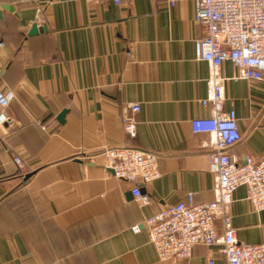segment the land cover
Returning <instances> with one entry per match:
<instances>
[{
	"label": "crops",
	"instance_id": "0c3cea01",
	"mask_svg": "<svg viewBox=\"0 0 264 264\" xmlns=\"http://www.w3.org/2000/svg\"><path fill=\"white\" fill-rule=\"evenodd\" d=\"M195 1L0 0V89L16 94L0 138V264H169L132 227L189 193L196 203L214 200L209 137L191 127L210 117L200 103L209 65L195 59ZM35 24L45 31L31 35ZM223 70L234 74L230 63ZM223 88L242 134L231 156L264 158V81ZM129 103L141 105L133 138L122 126ZM112 147L159 156L161 177L142 186L148 205L104 168L102 152ZM246 196L238 188L230 221L240 243H264V212ZM215 225L221 236L222 221ZM221 249L195 247L180 264L209 255L226 264Z\"/></svg>",
	"mask_w": 264,
	"mask_h": 264
},
{
	"label": "built area",
	"instance_id": "2783aa9c",
	"mask_svg": "<svg viewBox=\"0 0 264 264\" xmlns=\"http://www.w3.org/2000/svg\"><path fill=\"white\" fill-rule=\"evenodd\" d=\"M28 1V0H23ZM121 5L123 0H112ZM163 2L169 8L176 0H152ZM195 21L202 30V37L195 42V59L209 65L207 96L200 101L209 109L210 117L191 121L194 134L207 135L208 170L214 178V200L196 203L194 194L187 195L186 202L171 205L132 227L134 233L146 231L155 248L160 263L180 264L189 261L195 247L210 248L221 245L226 264H264V243H240L233 227L229 209L234 203L238 188L245 187L246 201L255 213L264 212V158H246L245 164L234 161L230 150L242 140L236 111H225L226 81H264V0H196ZM4 43H0V49ZM230 63L233 76L227 77L223 67ZM16 99L13 91L0 89V138L9 123L8 110ZM139 103H129L123 109L122 126L131 138L137 133ZM104 168L124 183L131 184L132 194L141 205H148L150 197L143 194L142 186L161 177L159 156L153 152L128 147H112L103 150ZM21 177L27 175L20 157H14ZM221 220L220 236L216 221ZM205 264H217L213 255Z\"/></svg>",
	"mask_w": 264,
	"mask_h": 264
},
{
	"label": "water",
	"instance_id": "95a60500",
	"mask_svg": "<svg viewBox=\"0 0 264 264\" xmlns=\"http://www.w3.org/2000/svg\"><path fill=\"white\" fill-rule=\"evenodd\" d=\"M0 16H1V13H0ZM45 31V29L43 27H39L37 24L33 25L32 27V30H31V35H36V34H39L41 32ZM67 111H63L59 117H58V121L60 123H64V120H65V115H66Z\"/></svg>",
	"mask_w": 264,
	"mask_h": 264
}]
</instances>
